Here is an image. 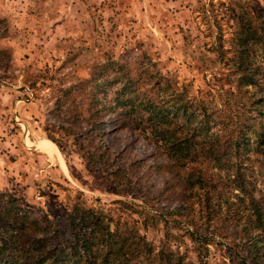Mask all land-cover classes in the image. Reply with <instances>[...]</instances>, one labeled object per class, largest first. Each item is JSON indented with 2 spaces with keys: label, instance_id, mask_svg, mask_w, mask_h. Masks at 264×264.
Instances as JSON below:
<instances>
[{
  "label": "rangeland",
  "instance_id": "1",
  "mask_svg": "<svg viewBox=\"0 0 264 264\" xmlns=\"http://www.w3.org/2000/svg\"><path fill=\"white\" fill-rule=\"evenodd\" d=\"M263 6L264 0H0V205L6 208L11 198L16 199L24 213L60 243L71 238L70 216L80 207L85 213L103 210L120 228H138L155 253L164 249L183 264H264V243L256 240L259 245L251 247L244 235L249 197H264V167L261 174L258 168L252 173L254 163L245 158L240 171L215 170L221 176L216 177L217 192L230 205L221 199L217 215L241 209L244 218L234 217L226 228L188 232L184 216L167 213L177 203L162 201L157 207L165 218L155 217L158 210L140 209L143 204L134 195L113 189L105 168L90 165L83 157L84 152H102L107 145L113 158L126 167L142 162L143 183L159 189L168 177L155 167L165 161V153L138 133L115 132L109 118L104 130L90 134L84 123L87 117L71 126L73 113L67 112L65 102L75 97L81 108L87 105L84 93L64 98L58 91L77 85L93 69L110 80L118 64L132 70L149 66L169 79L173 89L194 77L199 85L207 74L203 83H209L207 99L215 117L233 124L243 102L229 92L235 80L232 71L238 66L234 30L248 17L260 16ZM256 48L251 59L264 80V58ZM106 94L107 103L117 106L116 96L109 90ZM58 101H62L59 108ZM42 140L58 147L67 171L58 155L36 146ZM244 156L252 157V152ZM149 169L154 173L146 174ZM244 173L251 183L248 194L236 182ZM130 176L136 180L134 173ZM227 177L236 178L232 188L225 186ZM195 194L194 210L199 213L205 193ZM238 197L246 199L244 206ZM156 264L164 262L159 258Z\"/></svg>",
  "mask_w": 264,
  "mask_h": 264
},
{
  "label": "trees",
  "instance_id": "2",
  "mask_svg": "<svg viewBox=\"0 0 264 264\" xmlns=\"http://www.w3.org/2000/svg\"><path fill=\"white\" fill-rule=\"evenodd\" d=\"M248 19L246 24H237L234 30L238 66L232 71L235 80L229 92L243 102L239 105L238 121H232L233 124L225 125L222 116L215 117L212 103L207 99L211 94L209 83H203L207 74L198 81L199 85L194 77L184 79L180 87L173 89L169 79H163L149 66L132 70L118 64L119 70L114 71L115 76L108 78L110 80H104L105 76L93 69L90 76L77 85L58 90L64 98L74 92L84 93L87 105L83 103L81 108L77 107L75 97L65 102L67 112L73 113L71 126L87 117L84 123L90 134L104 130L109 118L115 132L130 130L138 133L165 153V161L155 167L168 177L159 189L143 183L144 177L139 176L142 162L126 167L113 158L107 145L102 152H84L83 157L88 164L105 168L113 189L134 195L143 204L138 206L140 209L147 213L158 210L155 217L162 215L157 207L162 201L177 203V207L167 213L184 216L188 232L193 228L194 232L208 231L211 227L226 228L234 217L244 218L241 209H236L234 214L228 210L226 216L223 213L221 217L217 215L221 212V199L228 205L229 202L223 193L217 192L220 187L216 177L220 179L221 176L214 174L215 170H225L229 174L234 168L240 171L245 158L257 164L251 165L252 173L258 168L261 174L264 167V80L259 77V67L251 59L256 47L264 58V6L260 16L255 20ZM107 90L116 96L117 106L107 103ZM246 100L250 102L249 106ZM61 104L62 101H58L57 108ZM62 129L73 133L72 128L64 126ZM83 147L80 150L84 151ZM246 152H252V157H245ZM131 173L136 180L131 178ZM150 173H154L153 170L149 169L146 174ZM247 176L244 173L235 178L246 194L251 187V183L246 182ZM235 179L227 177L225 186L232 188ZM195 191L205 193L199 213L194 210L197 202L194 198L198 195ZM17 202L11 198L6 208L0 205V264H156L159 258L164 264H183L181 259H175V254H168L164 249L155 253L146 234L138 228H120L116 219L103 210L92 209L85 213L77 207L70 216L71 238L60 243L57 236L24 213ZM249 202L250 206L245 209L248 223L244 235L251 247H257L259 242L255 241L264 243V239L252 235L248 228L264 237V197L256 199L251 195ZM238 204L244 206L246 199L238 197ZM204 212L205 217L200 216ZM198 245L203 251L200 242ZM135 260L138 263H133Z\"/></svg>",
  "mask_w": 264,
  "mask_h": 264
},
{
  "label": "bare ground",
  "instance_id": "3",
  "mask_svg": "<svg viewBox=\"0 0 264 264\" xmlns=\"http://www.w3.org/2000/svg\"><path fill=\"white\" fill-rule=\"evenodd\" d=\"M37 147L42 146V148L48 151L50 154H56L59 157L61 165L65 171H67V165L63 157L59 154L58 147L49 140H42L39 144H36Z\"/></svg>",
  "mask_w": 264,
  "mask_h": 264
}]
</instances>
